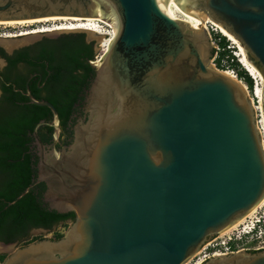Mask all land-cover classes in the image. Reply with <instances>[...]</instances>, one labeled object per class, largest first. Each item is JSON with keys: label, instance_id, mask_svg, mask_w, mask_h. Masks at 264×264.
<instances>
[{"label": "water", "instance_id": "obj_1", "mask_svg": "<svg viewBox=\"0 0 264 264\" xmlns=\"http://www.w3.org/2000/svg\"><path fill=\"white\" fill-rule=\"evenodd\" d=\"M45 16L100 18L112 35L68 144L40 141V125L57 138V113L25 91L51 116L31 128L42 200L73 219L60 237L13 247L0 264H181L264 196L251 105L236 79L208 64L213 44L200 26H220L259 74L264 127V0H0V21ZM52 33L0 36V47ZM250 250L198 264H264V247Z\"/></svg>", "mask_w": 264, "mask_h": 264}, {"label": "trees", "instance_id": "obj_2", "mask_svg": "<svg viewBox=\"0 0 264 264\" xmlns=\"http://www.w3.org/2000/svg\"><path fill=\"white\" fill-rule=\"evenodd\" d=\"M57 42L52 43L51 39L42 38L39 42L35 43L30 49L24 47L19 51L13 53V57L7 59L9 65H13L17 60L26 61L30 63V59L41 62H46L47 68L54 74V79H58L60 73L66 77V85L71 91H29L31 96L35 99L47 100L54 107L57 117L61 124L69 112L71 103L75 100V89L79 84H84L87 73L91 71V66L86 62L93 56L91 44L83 40L81 33L64 35L56 39ZM223 36H219L217 41L220 51L216 52L217 55L212 59L215 67L220 68L221 58H225L227 66L234 72V75L243 81V83L250 89L251 79L245 71L238 68L233 55L225 48ZM214 49L212 48L213 54ZM34 62V61H32ZM35 63V62H34ZM220 66V67H219ZM11 100L25 101L26 97H19L18 95L9 96ZM50 121L51 116L49 110L44 106H38L31 103H24L23 108L16 110L12 116L6 118V125L0 126V130L6 128V140H2L7 148V156L16 159L19 157L20 149L19 133L24 132L25 129H31L33 124L38 120ZM46 131L51 132V127L40 125L37 132L40 135V140L45 138L41 133ZM2 133V132H1ZM16 167H25L23 165H16ZM20 190L6 191L0 193L5 201L12 200ZM37 194H34L31 189H28L12 204L7 205L0 214V228L2 229L3 236L0 240L9 242L12 240L21 241L25 240L29 228L41 227L49 229L52 224L57 220L63 219L66 216L72 217L71 213L67 215L56 214L53 211L46 209Z\"/></svg>", "mask_w": 264, "mask_h": 264}, {"label": "flooded vegetation", "instance_id": "obj_3", "mask_svg": "<svg viewBox=\"0 0 264 264\" xmlns=\"http://www.w3.org/2000/svg\"><path fill=\"white\" fill-rule=\"evenodd\" d=\"M39 41L40 40H36L28 45L13 49L10 53L5 52L0 47V126L6 125V118L12 116L13 113L16 112V110L22 109L24 103H29L27 101V98L26 102L22 100L19 101L17 99H13L12 101L9 97L11 95L26 97L25 91H71L70 88L66 85V77L60 73L59 78L54 79V74L47 68L46 62L37 61L31 58L30 63L17 60L13 65L8 64L7 59H11L14 52L19 51L24 47H28L30 49L35 43ZM55 42H57V40H52V43ZM89 60H92V58L86 61L89 66H91V71L87 73L85 83L79 84L75 89V91L78 92L76 93L75 100L70 105V109L67 113L66 118L64 119V123L61 124L58 119L57 138L54 140L52 138L51 132L47 133L46 131H43L41 133V136L45 138V140H40L43 144L49 145L50 143H53V146L55 148H58L70 142L72 135V125L78 118H81L84 115L82 110L83 97L88 83L93 75L92 66L95 64V62H89ZM32 61H34L35 63ZM45 126L49 127L47 125ZM6 132V128L0 130V193L16 190L22 191V189L28 185V189H31L34 194H37V192H39V195L37 197L39 198L41 205H43L46 209L53 211L56 214L67 215L71 213V218L66 216L63 219H59L56 221V223L52 224L51 227L58 223L71 221L73 219V214L71 211L58 213L55 210L48 208L47 204L42 200L41 194L44 189V184L37 178L36 165L38 156L37 149L33 143L31 129H25L24 132L19 133V144L17 145V147L18 149H20V152L19 157H17L16 159L8 157L6 153L7 148L5 146H1L3 144L2 140H6ZM36 134L38 137L40 136L37 132V129ZM18 164H25V167H16V165ZM9 201H5L2 197H0V214L7 205L12 204L15 200L12 203H9ZM33 228L41 227H32L29 228L28 231ZM3 235L4 234L2 233V229L0 228V237ZM0 242V256L4 255L5 257V246L10 243H16L17 241L12 240L9 242H4L0 240ZM242 250L248 252L258 251H251L246 249ZM242 250H238L236 252Z\"/></svg>", "mask_w": 264, "mask_h": 264}, {"label": "rangeland", "instance_id": "obj_4", "mask_svg": "<svg viewBox=\"0 0 264 264\" xmlns=\"http://www.w3.org/2000/svg\"><path fill=\"white\" fill-rule=\"evenodd\" d=\"M207 19L208 18H203L202 22L205 25L204 29L206 30L208 37H209V41L213 44V49H214V52H213V54H211V57H210L208 64H210L212 68H216L218 70L228 71L233 76L234 79H236L238 82H240V84L243 85V90L245 92L246 98L248 99L249 104L251 105V109H252V113H253V120L255 123L257 118H258V113H260L259 111H256L253 108L255 105H259V108H260V103L257 102V97L252 95V90H253V87L255 85V81L257 79L250 77V75L247 73V71L240 64L238 51L236 49L235 44L232 43L231 40L227 39L224 35H222L216 28H214L209 21L205 22V20H207ZM98 21H101L102 23H106L109 25V23H107L106 21H104L100 18L98 19ZM58 22H59V20L49 19V20H44V21H39V22H34V23H19V24L1 23L0 24V36H2L3 34H6V33H16L18 31L25 30V29L27 30L29 28L37 27V26H39V27L40 26H45V27L46 26H52ZM62 22H64V21H62ZM65 22H67V21H65ZM103 27H105V26H103ZM75 33H81L83 40L85 42H88L91 44L93 54L99 50V39L100 38L97 35L95 37H86L84 30L56 31V32H53L49 36L40 35L38 38H36V40H41L42 38L56 40L59 37H62L64 35L75 34ZM101 35L103 36V34H101ZM219 36H223L224 40L226 41L225 42L226 43L225 48L230 52L231 55H233L234 60L236 61L238 68L245 71V73L251 79L250 89L247 88V86L243 83V81L241 79H238L234 75V72L232 70H230L229 66H227V62L225 61V58H221V60H220L221 67L219 66L220 68L215 67V65L213 64L212 59L217 55L216 52L220 51V48L218 47V44H217ZM259 87H261V84H259ZM260 111H261V109H260ZM256 211H258V208L253 206L246 214L251 215V214L255 213ZM69 222L70 221L58 223V224L50 227L49 229H45V230H43V229H30L26 234L25 240L17 241L16 243H13V244L10 243V244L6 245L4 248V250H5L4 253H5V255H7L12 250L13 247L23 245L29 241H33V240L39 239L41 237L56 239L62 235V233L65 231L66 227L68 226ZM201 257H202L201 253L195 251L191 256H189L187 259H185L181 264H198L199 261L201 260ZM2 258H4V255L0 256V262H1Z\"/></svg>", "mask_w": 264, "mask_h": 264}, {"label": "bare ground", "instance_id": "obj_5", "mask_svg": "<svg viewBox=\"0 0 264 264\" xmlns=\"http://www.w3.org/2000/svg\"><path fill=\"white\" fill-rule=\"evenodd\" d=\"M49 19H55L59 20L58 23L52 25V26H37V27H32L29 29L21 30L16 33H6L3 34L2 37H17V36H28V35H36L44 32H56V31H69V30H84L89 32L90 34L97 35L99 39V46L104 47L105 43H107L108 39H106L105 36H102L101 34L104 33L103 30H101L97 26V21L99 18L96 17H76V16H45V17H40V18H32V19H25V20H8V21H0L1 23L5 24H19V23H34V22H39V21H44V20H49ZM64 21V22H62ZM67 21V22H65ZM209 21L211 25L216 28L222 35H224L227 39L231 40L232 43L235 44L236 49L238 51V56H239V62L242 65V67L247 71V73L253 77L256 78L257 80L255 81V85L252 90V95L257 97V102L260 103V90L261 87H259V84H261L260 76L257 73V71L254 69V67L244 58L241 46L238 44V42L233 39L227 32H225L220 26H218L215 22L211 21L210 19L205 20ZM108 23V22H107ZM200 26L205 28L204 23L202 22V19L200 20ZM111 35H112V29H111ZM110 35V37H111ZM109 37V38H110ZM27 38V37H26ZM26 38L19 39L17 41H5V45H12L14 43H17L18 41L25 40ZM222 73L225 75L229 76L230 78H233V76L226 70H221ZM234 79V78H233ZM240 84V82H239ZM241 87L243 88V85L240 84ZM254 110L259 111L258 113V118L255 122V128L256 131L260 137V143H261V149L264 154V127H263V120H262V115L261 111L259 108V105H255ZM264 202V196L255 204V207L260 206Z\"/></svg>", "mask_w": 264, "mask_h": 264}, {"label": "built area", "instance_id": "obj_6", "mask_svg": "<svg viewBox=\"0 0 264 264\" xmlns=\"http://www.w3.org/2000/svg\"><path fill=\"white\" fill-rule=\"evenodd\" d=\"M97 26L104 30L103 36L109 40L111 27L101 21L97 22ZM106 44L103 48L99 46V50L93 54L92 60H89V62L99 59L106 48ZM257 208L258 211L255 213L245 214L232 225L206 240L197 250L202 255L201 260L212 255L233 252L239 249L250 250L264 247V202Z\"/></svg>", "mask_w": 264, "mask_h": 264}]
</instances>
